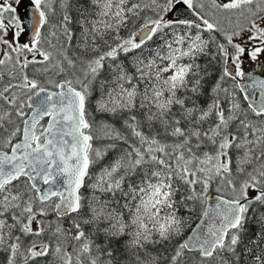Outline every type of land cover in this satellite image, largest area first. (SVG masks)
<instances>
[{"label":"snow or ice","instance_id":"snow-or-ice-1","mask_svg":"<svg viewBox=\"0 0 264 264\" xmlns=\"http://www.w3.org/2000/svg\"><path fill=\"white\" fill-rule=\"evenodd\" d=\"M0 264H264V0H0Z\"/></svg>","mask_w":264,"mask_h":264}]
</instances>
